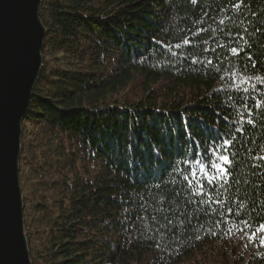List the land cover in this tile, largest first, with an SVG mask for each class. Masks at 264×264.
Here are the masks:
<instances>
[{
    "label": "trees",
    "instance_id": "obj_1",
    "mask_svg": "<svg viewBox=\"0 0 264 264\" xmlns=\"http://www.w3.org/2000/svg\"><path fill=\"white\" fill-rule=\"evenodd\" d=\"M238 2L42 1L19 160L31 264H264L259 240L216 227L241 201L264 219V0ZM225 138L224 203H199L172 166Z\"/></svg>",
    "mask_w": 264,
    "mask_h": 264
},
{
    "label": "water",
    "instance_id": "obj_2",
    "mask_svg": "<svg viewBox=\"0 0 264 264\" xmlns=\"http://www.w3.org/2000/svg\"><path fill=\"white\" fill-rule=\"evenodd\" d=\"M43 0H0V264H31L19 181L22 124L42 70Z\"/></svg>",
    "mask_w": 264,
    "mask_h": 264
},
{
    "label": "snow or ice",
    "instance_id": "obj_3",
    "mask_svg": "<svg viewBox=\"0 0 264 264\" xmlns=\"http://www.w3.org/2000/svg\"><path fill=\"white\" fill-rule=\"evenodd\" d=\"M193 4L197 3V0H191ZM242 4L238 2L236 4L231 5L232 8L239 10ZM223 10V9H222ZM220 24L224 23V20H220ZM246 31V30H245ZM259 31V29H258ZM244 40L243 36H239L236 41L239 44V41ZM183 44L188 45L190 41L185 38L182 41ZM231 43V42H230ZM180 45H176L179 47ZM223 47V45H220ZM244 47L236 46L230 47L229 51L233 56L239 57L242 52H244ZM175 53H173L174 55ZM248 59L251 60L252 57L248 56ZM197 59H193L192 63H197ZM207 64L211 65L212 60H207ZM255 67V64L252 65ZM232 84L234 85L235 91L248 92L247 87L242 86L250 82L242 78V74L239 72L232 73ZM264 82V80H262ZM257 107H264V104H257ZM251 123V121H249ZM163 135V133H162ZM233 144V140L223 139L216 140L209 144V146L204 150H197L192 153L191 158H185L179 163L184 165L183 168H180L179 165L172 166L173 171L179 175L180 180L183 181L186 185V190L190 192L192 196L201 197L202 199L199 203L202 204H223V200L219 197L223 195V193H216L214 190L217 186H221L223 184H227L229 179L232 176V167L233 160L232 156L228 154L231 145ZM260 160H264V156L258 157ZM253 167L259 168L260 164L253 165ZM173 183H177L176 179H173ZM245 207L244 201H241L237 208L226 207L219 212V219L216 221L217 228H223L226 236H232L234 234H242L241 238H246L248 243H254L259 240V246L264 247V219H262L259 223H254L251 216L243 217L242 212ZM142 219V217H141ZM155 221L157 218H152ZM172 221L168 220L167 225L163 227H168L171 225ZM190 223V222H189ZM203 227V225H201ZM169 231H174L169 228ZM215 232H212V235H215ZM166 237L167 232L163 233ZM199 238V237H197Z\"/></svg>",
    "mask_w": 264,
    "mask_h": 264
},
{
    "label": "rangeland",
    "instance_id": "obj_4",
    "mask_svg": "<svg viewBox=\"0 0 264 264\" xmlns=\"http://www.w3.org/2000/svg\"><path fill=\"white\" fill-rule=\"evenodd\" d=\"M23 125V124H22ZM22 138V137H21ZM25 236H26V234H25ZM28 246H29V243H28ZM29 248V247H28ZM29 254H30V250H29Z\"/></svg>",
    "mask_w": 264,
    "mask_h": 264
}]
</instances>
